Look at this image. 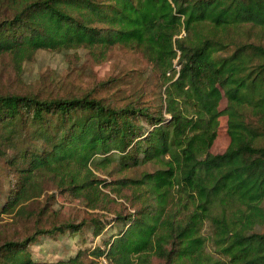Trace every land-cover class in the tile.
Wrapping results in <instances>:
<instances>
[{"label": "trees", "instance_id": "obj_1", "mask_svg": "<svg viewBox=\"0 0 264 264\" xmlns=\"http://www.w3.org/2000/svg\"><path fill=\"white\" fill-rule=\"evenodd\" d=\"M248 28L264 35V0H0V53L16 66L39 49L99 63L121 46L154 75L119 100L103 93L119 77L66 96L0 88V212L34 215L0 236V264H264V43ZM222 115L229 143L212 153ZM43 177L98 211L33 213ZM87 235L67 258L33 255L42 238Z\"/></svg>", "mask_w": 264, "mask_h": 264}, {"label": "rangeland", "instance_id": "obj_2", "mask_svg": "<svg viewBox=\"0 0 264 264\" xmlns=\"http://www.w3.org/2000/svg\"><path fill=\"white\" fill-rule=\"evenodd\" d=\"M248 30L251 40H260L264 43V35L260 34L256 28H248ZM147 67V63L139 53L121 46L113 47L106 59L99 63L93 61L83 48L60 52L39 49L31 59L23 61L20 66L15 65L8 53H0V88L6 91L39 93L44 96H66L80 94L99 82L119 77L116 83V85L120 84L118 91L107 89L103 92L105 95L112 94L113 98L119 100L129 96L133 89L141 85H144L147 91L154 89V75L148 72ZM139 72L143 73L144 77H138ZM226 102V99L222 98L219 108L223 109ZM219 123L218 135L210 148L212 153L223 152L229 143L226 131L227 117L220 116ZM137 173L130 171L111 174L98 172L97 174L111 181L122 176H134ZM39 182L44 187L42 194L28 203V208L33 210V213L46 205L47 212L57 214L59 219L79 220L98 211L89 209L82 199L57 190L54 182L48 177L41 178ZM9 187L8 172L3 159L0 158V204L4 201ZM109 188H102V190L108 192ZM120 201L128 206L124 200ZM107 214L109 218L112 216L111 213ZM33 217L29 220L15 221L11 214L0 212V236L13 232L22 233L25 228L32 225ZM90 239L87 235V241L79 243L75 238L67 236L57 240L45 237L40 243L33 245V255L35 258L50 261L67 258L78 247H87ZM152 264H159V262L153 260Z\"/></svg>", "mask_w": 264, "mask_h": 264}, {"label": "built area", "instance_id": "obj_3", "mask_svg": "<svg viewBox=\"0 0 264 264\" xmlns=\"http://www.w3.org/2000/svg\"><path fill=\"white\" fill-rule=\"evenodd\" d=\"M174 67L178 70L179 66L178 65H174ZM100 264H108L107 260L105 258H102L100 261Z\"/></svg>", "mask_w": 264, "mask_h": 264}]
</instances>
